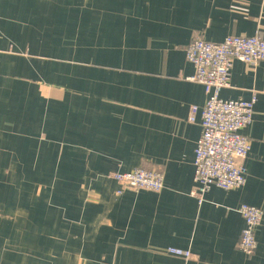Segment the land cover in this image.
<instances>
[{
  "label": "crops",
  "instance_id": "crops-1",
  "mask_svg": "<svg viewBox=\"0 0 264 264\" xmlns=\"http://www.w3.org/2000/svg\"><path fill=\"white\" fill-rule=\"evenodd\" d=\"M256 34L264 0H0V264H264V218L255 253L239 248V207L264 211V61L235 60L220 93L257 95L247 182L200 203L207 95L185 52ZM137 168L164 188L112 177Z\"/></svg>",
  "mask_w": 264,
  "mask_h": 264
},
{
  "label": "built area",
  "instance_id": "built-area-1",
  "mask_svg": "<svg viewBox=\"0 0 264 264\" xmlns=\"http://www.w3.org/2000/svg\"><path fill=\"white\" fill-rule=\"evenodd\" d=\"M186 58L195 68L189 80L205 87L207 99L201 110L202 134L195 149L196 187L192 194L202 203L205 194L217 186L224 190L241 188L247 182L245 162L252 143L243 133L254 116L257 95L250 100H227L220 97L223 89L231 86V72L235 60L251 65L264 61V38L254 36H227L222 42H212L198 36L187 45ZM199 106L193 105L190 122L197 120ZM119 184L135 191L160 192L164 188V172L137 168L129 172H116L112 176ZM121 193V191L119 192ZM239 212L245 226L239 241L240 250L247 256L258 247L257 230L264 211L254 205L242 204ZM168 253L190 258V250L169 247Z\"/></svg>",
  "mask_w": 264,
  "mask_h": 264
}]
</instances>
